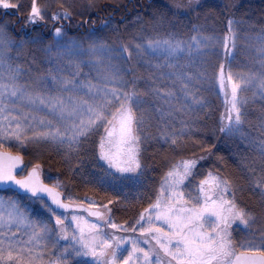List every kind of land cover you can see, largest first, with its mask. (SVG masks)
<instances>
[{"label":"snow or ice","instance_id":"snow-or-ice-1","mask_svg":"<svg viewBox=\"0 0 264 264\" xmlns=\"http://www.w3.org/2000/svg\"><path fill=\"white\" fill-rule=\"evenodd\" d=\"M23 7L0 0V9ZM197 7L205 18L212 11L204 0L174 3L173 30H160L161 16L150 33L111 43L89 33L85 45L60 23L70 11L31 0L21 17L28 25L60 24L49 43L26 32L18 44L56 58L44 74L7 62L16 42L0 22V264H264V123L258 137L245 131L246 106L257 92L264 98V25L244 33L260 70L234 71L248 22L233 14L226 35L199 23L181 30V9ZM130 64L146 71L129 72ZM213 93H222L224 111L209 125ZM218 134L252 151L225 163L212 152ZM49 152L66 173L46 182L34 161ZM210 157L223 171L202 167ZM78 187L103 192L107 203L80 197Z\"/></svg>","mask_w":264,"mask_h":264},{"label":"rangeland","instance_id":"rangeland-1","mask_svg":"<svg viewBox=\"0 0 264 264\" xmlns=\"http://www.w3.org/2000/svg\"><path fill=\"white\" fill-rule=\"evenodd\" d=\"M157 1L162 4L163 9H164L163 16H165L168 21L173 19L172 14L169 12V7L172 4L181 3V2L184 4H187V0H157ZM11 2H13V3L19 2V3H22L24 5L23 0H11ZM37 2L42 7L47 6L48 10L51 13H56L46 3H43L39 0H37ZM239 2H242V3L240 4ZM261 2H264V0H204V3L215 5L217 8H222L224 10V12L227 14H230V12L231 11L233 12V10H232V8L231 9H225V4H234L235 6L237 4H240V5L247 4V5H250L252 7L253 13H254L258 10V7L257 8L254 7L253 4H259ZM199 9L200 8L197 7L196 12ZM14 12H17V10H15V9H8V10L0 9V19L2 20V18H4V16L7 13L13 14ZM19 12L20 13L23 12V16H27L30 12V8H27L26 6H24L22 9L19 10ZM196 12H194V13L196 14ZM190 13H192V12L181 9L178 19L179 18H187ZM257 15L264 16L262 8L259 9V12L257 13ZM18 16H19V14H18ZM224 16H225V14H224ZM231 17H233V16H231ZM235 17H237V16H235ZM45 19H46V26L42 22L39 26H37L35 28H33L32 25H28L26 23V21H24L25 31H22L21 28H19L17 20H13L10 18L11 24L9 25L8 31L11 35V38L16 42V44L13 45L11 48H9V50L7 52L6 59H7L8 63H11L13 66L21 65L25 69L26 73L28 72V70H31V72H33V73L39 72V73L44 74V73H47V71L49 69L54 68V65L57 62L55 57L50 59L46 53L37 52L35 50V48L31 45H26L24 48L18 47L19 42L22 39L26 38V32H27V34H31L32 32H41V33L45 34L47 37L46 43L51 42V38H50V36H47V34L53 30L54 26L59 27L60 24H54V22L51 21L50 19H48V17H46ZM229 19H231V18H229ZM242 20H244L248 23L242 24L240 26V40L238 41V48H237V52H238L237 63L233 65V70L234 71H250L251 70V71L256 72V71L260 70V65H259V63L256 62V61H258L259 57L253 49L246 46L248 42L244 39V33L249 32V31L258 32L260 26L257 25L253 20H250V19H242ZM227 21H228V19H227ZM60 23H66L67 26H66L65 30L67 31L69 38H75V39L82 40V41H84L85 45L88 42L89 33H95L98 37L105 39L109 43H111L113 40H115L117 38V35L119 37L123 38L125 41H127L129 38H131L133 36H136V35H130V36H125V37L120 36L118 34L119 26H118L117 20H113L112 18L102 22L100 24V28H98V29H93V27L92 28L90 27L89 29L86 30V29H84L85 28L84 23L81 21H78V20L69 21V22L61 21ZM199 24H203V23H199ZM218 24H219V21H218ZM249 24L252 25L251 29L249 28ZM105 25H108V27H105ZM203 25H205V28L209 33L215 31L217 34H220V35H226L227 34V24L222 23L218 26H212L210 24H203ZM262 25H264V24H262ZM34 58L36 60L35 64L33 63ZM63 62L64 61H62V60L60 61L61 64ZM127 67L129 68V72L137 71L140 73H144L146 71V68L142 65H139V64H134V65L130 64ZM84 71L87 72L88 69L85 68ZM253 92H257V90L255 88H250L246 94L249 96H252ZM211 99L213 101L212 107L214 110L213 118L215 119L216 115H218L219 113H222L224 111L222 93L220 95H216L215 93H213ZM246 108H247V112H248V120L251 123V127H248V125H245V131L249 130L253 133V136L258 137V136H260V133H261V127L260 126L262 123H264V98H261V96L257 92L255 99L253 101H250V103L246 106ZM236 142H231V145L234 147L235 145L232 143H235V144L242 146L246 150L249 149L252 151L251 146L248 145L247 143L240 141L239 139H237ZM231 145L228 144L227 148H231ZM149 150H151V148ZM237 151L246 152L240 148H238ZM234 153H236V152L231 153V156H229L228 158L226 157L227 159H226L225 163L230 164L232 162ZM202 155H204V154H202ZM201 164L205 170H211L213 164H215L216 168L220 169V171H223L221 164L219 162H216L214 157H210L207 162H201ZM245 194L247 195V193H245ZM97 200H99V199H97Z\"/></svg>","mask_w":264,"mask_h":264},{"label":"trees","instance_id":"trees-1","mask_svg":"<svg viewBox=\"0 0 264 264\" xmlns=\"http://www.w3.org/2000/svg\"><path fill=\"white\" fill-rule=\"evenodd\" d=\"M24 6L30 8L31 0H23ZM43 3H46L53 11L60 12L65 9L71 12L73 15L71 21H81L84 23V29H89L90 27L93 29L100 28V24L108 19L117 20L119 29L118 34L120 36H130V35H138L142 31L145 33H150L153 26L157 25L159 22V18L163 16V6L157 0H39ZM240 4L242 2H239ZM237 4L234 8L232 7L233 12L230 14L224 12L222 8H217L215 5L207 4L212 11L207 15V18L204 16V9H199L197 12H200L201 15L197 18V14L194 12L190 13L187 18H179V21L182 22V25H178L181 30H186L183 26H191L194 23H203L210 24L212 26H218L222 23L227 24V19L233 18V14L237 16L236 18L241 19H250L253 20L257 25L261 26L264 24V16L257 15L259 9H263L264 14V2L259 4H253L254 7H258V10L253 13V9L250 5L247 4ZM71 5V7H70ZM91 5V6H90ZM83 13V14H82ZM225 16H224V14ZM19 14V16H18ZM23 16V12H14L13 14L7 13L0 22H7L9 25L11 24L10 18L13 20H17L19 28L22 31H25L24 21L21 19ZM164 27L160 30L169 31L171 29L167 24V18L165 16ZM219 21V24H218ZM263 22V23H262ZM98 25V26H97ZM109 37V36H108ZM215 119L209 121V125L213 123ZM246 132H250L253 136V133L249 130ZM231 142H236V140H225L223 135L218 134V138H213L211 140V144H214L215 147L212 148V152L217 155H221L224 157L231 156V153L237 152L238 148L251 152V150H246L242 146L232 143L235 146L231 145ZM237 143V142H236ZM230 144L231 148H227V145ZM240 144V143H239ZM152 151V149L150 150ZM198 155H202L198 149L196 150ZM41 163L44 167V175L46 177V182H51L47 179V177H55L56 174L66 173V166L61 160L59 156H57L54 152H49L43 158L38 161H34ZM231 164V163H230ZM61 179L66 182L72 183V177L70 174H64L61 176ZM78 183V182H77ZM77 194L80 197L84 195H88L94 197L95 199H99L104 203H107L108 197L100 191H94L91 187H78L76 189ZM244 201L248 204H254L255 201L250 198V195L247 193L243 197ZM144 207L147 205L144 204ZM142 210V209H140ZM137 210L133 209L127 214L121 213L119 214V218H127L129 216L136 215Z\"/></svg>","mask_w":264,"mask_h":264}]
</instances>
